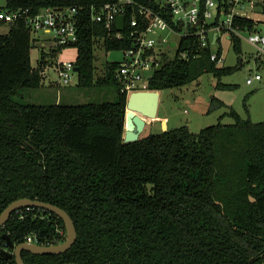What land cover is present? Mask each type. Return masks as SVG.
Listing matches in <instances>:
<instances>
[{
	"label": "trees",
	"instance_id": "trees-1",
	"mask_svg": "<svg viewBox=\"0 0 264 264\" xmlns=\"http://www.w3.org/2000/svg\"><path fill=\"white\" fill-rule=\"evenodd\" d=\"M116 0H5L1 11L27 10L29 17L45 8H74L77 41L74 65L77 86H113V102L47 105L18 101L22 89L42 84V72L67 47L41 52L31 65L35 39L26 17L0 22V214L13 201L28 198L56 205L75 226L76 240L59 255L21 252L25 264H264V120L243 119L232 108L217 124L191 132L186 125L140 136L124 143L127 96L116 78L118 61H106L96 77L95 48L121 52L131 47L127 23L148 19V9L180 31L159 0H135L123 13L124 38L113 37L104 22L92 16ZM205 1V0H203ZM229 0H217L219 8ZM255 2L262 19L235 15L232 28L264 35V0ZM218 20V17L216 18ZM261 23L263 32L256 29ZM3 26L6 32H1ZM179 39L171 57L163 54L147 90L181 87L209 73L216 88L231 89L220 78L239 65L221 66L210 59L211 44L199 49L192 26ZM192 34V35H191ZM240 55V36L223 30ZM187 50L189 57L181 58ZM221 57V47L215 51ZM195 54V55H194ZM260 61V69H261ZM219 106L224 104L211 99ZM229 116L233 123L223 124ZM13 245L33 237L44 246L64 242L65 227L53 213L19 209L0 227ZM11 252L12 249H9ZM0 264H16L1 258Z\"/></svg>",
	"mask_w": 264,
	"mask_h": 264
},
{
	"label": "rangeland",
	"instance_id": "rangeland-1",
	"mask_svg": "<svg viewBox=\"0 0 264 264\" xmlns=\"http://www.w3.org/2000/svg\"><path fill=\"white\" fill-rule=\"evenodd\" d=\"M217 1V0H213ZM255 2L246 3L245 10L239 11L242 16L261 21L262 15ZM5 5V0H0V7ZM224 19V16H221ZM259 33L263 32V26L259 23L256 27ZM7 27L3 26L1 32H6ZM33 37H41L49 42L51 35H44L41 32H33ZM248 32L240 34L241 53L237 55L225 37H221L219 44L211 47L212 51H217L221 47L222 61L221 66H236L238 70L228 76L220 78L223 84L235 85L231 89L216 88L217 79L211 74H203L199 79L181 87H175L159 91V103L155 119L148 122L140 136L156 134L162 132L163 121L166 123V129H174L186 125L193 133H198L201 129L215 125L219 122L221 115L232 108L243 119H250L252 122H261L264 120V53L257 52L255 46L247 41ZM174 39L173 36H169ZM51 44L47 43L44 48L35 46L31 51V65L36 66L42 51L47 53ZM95 73L96 77L103 73V64L106 61L120 62L123 57L121 52H105L99 44L95 48ZM173 51L170 52V57ZM76 57V49L73 47L64 48L56 57L61 61L73 62ZM44 70L45 75L42 82L45 86L35 89H22L19 92L18 101L26 104L47 105L53 102L78 105L86 103L113 102L116 100V91L113 86L80 88L77 86L76 75L73 76L70 84L67 86L57 85L58 78L53 71V65L56 61ZM261 61V69H260ZM260 74L261 80H254L252 84L247 85L246 79L254 74ZM216 98L224 106H219L211 99ZM223 124L233 123L229 116L221 118ZM152 123V124H150Z\"/></svg>",
	"mask_w": 264,
	"mask_h": 264
},
{
	"label": "built area",
	"instance_id": "built-area-1",
	"mask_svg": "<svg viewBox=\"0 0 264 264\" xmlns=\"http://www.w3.org/2000/svg\"><path fill=\"white\" fill-rule=\"evenodd\" d=\"M159 2L167 7L171 12L173 21L176 25H182V29L178 31L171 27L162 16L148 9L138 8L139 15L147 18L148 22L141 30L138 29L139 22L136 18H131L127 23V35L131 47L123 52L122 60L119 62L116 71L120 89L127 97L135 91H147L150 76L162 64V55H170L172 51L175 54L179 39L190 35L185 29L186 26L194 28L193 35L199 39V49L207 47L209 42L211 47L219 44L220 38L225 37L222 34L223 30L233 31L240 36L238 31L232 28V21L235 15H242L239 11L245 10V4L242 3V0H229L226 2L228 5L226 8L224 6L219 8L218 2L213 0H159ZM136 6L135 0H116L104 4L100 12L93 15L92 19L96 22H104L110 32L112 31V25H114L113 37L122 40L124 38L125 22L123 30L117 31L115 20L119 15H123L127 7L133 9ZM215 6L216 11L213 13L212 9ZM75 14L76 10L74 8L54 9L48 7L32 17L26 16L27 10H18L12 13L0 10V22L10 23L16 19L26 17L27 25L32 32L50 34L51 47L59 48L72 46L77 41ZM222 15L224 19H221ZM169 36H173L174 39H170ZM247 41L256 47L257 52L264 53V35L251 33L247 37ZM172 43L173 46H171ZM179 56L187 59L189 52L185 50ZM210 59L220 64L222 56L218 58L215 51H212ZM52 68L58 78L57 85L59 86L69 85L76 73L74 71V61L56 59ZM41 74L44 78L45 72L43 71ZM261 79V75L256 73L252 77H248L245 82L250 85L254 80ZM26 242L38 243L33 237H28Z\"/></svg>",
	"mask_w": 264,
	"mask_h": 264
},
{
	"label": "water",
	"instance_id": "water-1",
	"mask_svg": "<svg viewBox=\"0 0 264 264\" xmlns=\"http://www.w3.org/2000/svg\"><path fill=\"white\" fill-rule=\"evenodd\" d=\"M212 11L213 13L216 11V6L212 9ZM123 24L124 16L119 15L115 20L117 31L123 30ZM171 46H173V43ZM77 70V67H75L74 71L77 72ZM158 103V91H135L127 97L124 116V133L122 137L124 143L134 142L139 139L146 124L148 122H152L155 119ZM162 129V132L167 130L166 123L164 121ZM24 208H39L56 215L62 220L65 227V240L60 244L50 246L28 242L13 245L9 237L4 235L3 238L6 241L7 248L0 251V259L13 257L16 264H25L21 257L22 251H27L36 255H59L66 252L74 244L76 240V230L69 215L56 205L38 200L22 198L10 203L0 214V227L8 221L12 212ZM9 249H12V251L10 252Z\"/></svg>",
	"mask_w": 264,
	"mask_h": 264
},
{
	"label": "crops",
	"instance_id": "crops-1",
	"mask_svg": "<svg viewBox=\"0 0 264 264\" xmlns=\"http://www.w3.org/2000/svg\"><path fill=\"white\" fill-rule=\"evenodd\" d=\"M2 7V6H1ZM42 33V32H41ZM44 35L46 34V33H43ZM46 35H48V34H46ZM34 39H35V42H34V47L35 46H39L41 49L42 48H44L45 46H46V44L47 43H50L51 44V39L49 38L48 40H49V42H46L45 40H43L41 37H34ZM52 48V47H51ZM43 81V80H42ZM41 86H45V82H42V84H41ZM159 93V92H158ZM150 124H152V123H150ZM146 127V126H145Z\"/></svg>",
	"mask_w": 264,
	"mask_h": 264
}]
</instances>
